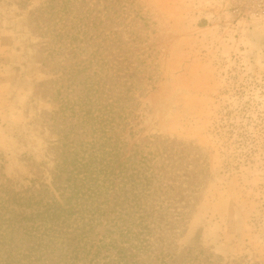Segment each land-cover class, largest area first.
I'll return each instance as SVG.
<instances>
[{"label": "rangeland", "instance_id": "374dc122", "mask_svg": "<svg viewBox=\"0 0 264 264\" xmlns=\"http://www.w3.org/2000/svg\"><path fill=\"white\" fill-rule=\"evenodd\" d=\"M42 1L0 0V185L10 192L53 190L61 137L77 123L60 107L78 93L65 69L79 57L52 54L32 19ZM124 3L122 39L145 61L124 152L168 140L185 153L174 255L141 260L264 264V0ZM90 135L76 126L68 139Z\"/></svg>", "mask_w": 264, "mask_h": 264}, {"label": "trees", "instance_id": "16d2710c", "mask_svg": "<svg viewBox=\"0 0 264 264\" xmlns=\"http://www.w3.org/2000/svg\"><path fill=\"white\" fill-rule=\"evenodd\" d=\"M125 1L43 0L33 13L52 54L79 57L65 69L70 85L79 78L78 93L60 107L77 123L61 137L53 190L0 185V264H149L141 258L174 255L170 239L187 210L177 198L184 150L163 140L126 154L120 139L145 62L122 39ZM76 126L90 139H68Z\"/></svg>", "mask_w": 264, "mask_h": 264}]
</instances>
